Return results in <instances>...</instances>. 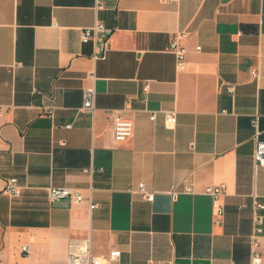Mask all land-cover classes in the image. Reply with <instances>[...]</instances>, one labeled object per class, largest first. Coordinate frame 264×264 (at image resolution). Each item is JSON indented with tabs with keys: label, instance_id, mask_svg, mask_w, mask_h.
<instances>
[{
	"label": "crops",
	"instance_id": "0c3cea01",
	"mask_svg": "<svg viewBox=\"0 0 264 264\" xmlns=\"http://www.w3.org/2000/svg\"><path fill=\"white\" fill-rule=\"evenodd\" d=\"M97 17L116 27L99 58L81 38ZM180 32L182 70L170 50ZM91 85L94 114L81 110ZM107 108L133 121L129 139L115 143ZM256 115L264 137V0H0V186L21 185L0 194L3 261L68 264V242L90 235L97 254L121 250L114 264H250L253 201L264 202ZM140 182L153 201L130 190ZM216 183L220 223L206 193ZM50 186L84 199L52 200Z\"/></svg>",
	"mask_w": 264,
	"mask_h": 264
},
{
	"label": "built area",
	"instance_id": "2783aa9c",
	"mask_svg": "<svg viewBox=\"0 0 264 264\" xmlns=\"http://www.w3.org/2000/svg\"><path fill=\"white\" fill-rule=\"evenodd\" d=\"M99 11L103 8L101 2H97L95 6ZM116 27L107 25L101 18L97 17L92 25L83 27L81 38L83 41L93 40L97 43L96 52L94 56L96 58L104 57L110 48V37ZM185 32H180L175 35L170 43V50L176 56V65L178 70H182L187 64L188 48L183 42ZM201 49V45L196 47ZM253 75L258 76V69L253 70ZM226 87L230 92H234L235 85L233 83H226ZM149 84L144 86V90L147 92ZM82 111L94 114L96 110V89L94 86H88L84 91V101L81 107ZM53 108H49V114L53 115ZM106 112L112 118L113 127V139L115 143L123 142L129 139L133 135L134 124L129 118H126L119 109L107 108ZM156 113L151 114V118L154 119ZM166 121L169 125H174L177 121V115L175 111H166ZM252 123L256 128V147L253 154L256 166L264 167V137H260L259 130V116L256 115L252 119ZM66 127H71L72 123L65 124ZM86 170L94 171V167H88ZM130 190L133 193H139L144 199L153 201L155 198V191L149 190L144 182H140L137 186H131ZM187 191H191L190 186H186ZM21 192V185L18 182L17 177L9 178L5 185L0 186V194L10 193L12 195H19ZM206 193L210 194L213 201L214 221L220 223L225 213V206L223 199L227 193V187L223 183H216L206 187ZM49 195L52 200L60 199L62 197L70 196L75 201H81L84 199V195L79 189L70 186H50ZM176 196V193H174ZM97 202H90V208L93 209L98 206ZM252 218L254 221L253 230L250 234V264H264L263 255L260 250V235L263 230L262 221L263 216L259 210L264 208V202H261L256 197L253 201ZM22 249L29 253L30 246L25 243ZM121 256V250L119 248H112L105 255H100L94 252L92 247V238L90 235L84 238H74L68 242V264H114ZM0 264H6L0 254ZM151 264H164L162 260H151ZM179 264V263H173Z\"/></svg>",
	"mask_w": 264,
	"mask_h": 264
}]
</instances>
